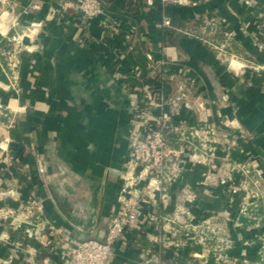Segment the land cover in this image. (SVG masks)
I'll return each mask as SVG.
<instances>
[{
  "label": "crops",
  "instance_id": "1",
  "mask_svg": "<svg viewBox=\"0 0 264 264\" xmlns=\"http://www.w3.org/2000/svg\"><path fill=\"white\" fill-rule=\"evenodd\" d=\"M67 1L16 0L0 21V210L20 213L0 222V264H66L68 239L103 238L141 95L159 88L176 100L184 85L179 106L155 110L169 115L184 167L167 197H137L143 221L111 264H172L180 252L186 264H264V69L251 67L264 66V0H104L106 13L86 23L61 9ZM191 143L210 160L189 156ZM252 200L261 213L244 222L241 205ZM26 207L34 212L22 220Z\"/></svg>",
  "mask_w": 264,
  "mask_h": 264
},
{
  "label": "built area",
  "instance_id": "2",
  "mask_svg": "<svg viewBox=\"0 0 264 264\" xmlns=\"http://www.w3.org/2000/svg\"><path fill=\"white\" fill-rule=\"evenodd\" d=\"M163 1L186 2V0ZM15 2L16 0H0V21L10 14ZM61 9L65 11L73 9L79 13L82 23L106 13L103 0H70L63 3ZM111 21L112 19L110 21L105 20L103 26L109 25ZM163 24L171 26V19L165 17ZM2 26L3 24L0 22V29ZM229 34L231 33L229 32ZM148 58L152 59V56L148 54ZM251 67L257 71L264 69V66L258 65ZM145 96L146 104L151 106L162 105V103H158V95H155L154 92H147ZM136 108V115L141 116L139 121L141 125L139 129L136 127L135 137L132 139L134 143L124 175V183L118 196V209L111 216L103 238L87 236L81 239H68V252L64 254L66 264H111L117 242L124 237L129 229L140 228L143 221L137 197L143 192L150 194L153 191H160L163 197H167L169 183L174 181L179 174V171L177 172L178 166H180L178 153L168 148L167 131L169 125L166 122L168 115L166 113L157 115L151 109L152 111L147 116L140 106ZM239 168L244 175L249 172V169L243 165ZM231 178L226 180L232 181ZM142 181H145L144 191L139 186ZM255 183L257 186L261 184L260 181H255ZM230 191L235 192V188H231ZM36 205L37 210L42 209L40 203ZM252 206L256 207L258 203L253 200L245 202L241 205V211L247 214ZM26 210L28 217L33 215L32 207H26ZM39 216L38 214L37 217ZM262 242L264 243V240Z\"/></svg>",
  "mask_w": 264,
  "mask_h": 264
},
{
  "label": "rangeland",
  "instance_id": "3",
  "mask_svg": "<svg viewBox=\"0 0 264 264\" xmlns=\"http://www.w3.org/2000/svg\"><path fill=\"white\" fill-rule=\"evenodd\" d=\"M253 69V68H252ZM255 72H257V74H258V72L259 71H257V70H255V69H253ZM261 71V70H260ZM188 87V88H187ZM189 88H190V86H186V85H184V86H182V88H179V90H178V96H179V98H176V100L174 99H172V100H170V101H168V99L165 97V94H164V92L161 90V89H156V90H153V91H148V92H154L155 93V95H158V103H162V105L161 106H151L150 104H146L145 103V105L143 106V107H141L142 109H144V111H145V113H146V115L148 116L149 114H150V112L152 111V110H163L166 106H167V104L169 103V102H172V104H174V103H176V101H177V106H179V102H180V100L184 97V95H186V93H184L185 91H189ZM149 90H152V89H149ZM177 96V97H178ZM198 105H199V107H202V105H203V101H201L200 103H198ZM137 109V108H136ZM152 109V110H151ZM136 111V110H135ZM156 111H155V113H156ZM137 114V112H135V116H134V120H133V125L134 126H131V129H130V134H131V136L130 137H132L131 138V141L129 140V147H128V149H129V156H130V158H131V152H132V145H133V138L135 137V132H136V130L137 129H139V127H140V125H141V122H139L140 121V119H141V116H139L138 117V115H136ZM158 115V114H157ZM170 117H169V115H168V117H167V124L168 125H170ZM207 123V125H204V128H206L205 130H206V132L207 133H209V134H214V135H212L213 137H215L216 136V124L215 123H213V122H208L207 120H204V123ZM209 124V125H208ZM136 125H138V126H136ZM136 127H137V129H136ZM213 128V129H212ZM167 136H168V138H169V146H168V148L169 149H171V150H174V151H176L178 154H177V156H178V158H182L183 157V150H181V149H175L174 147H172L171 146V144H170V135H169V132L167 131ZM188 139H185L183 142H188L187 141ZM189 143V142H188ZM185 144V143H184ZM183 144V146H186V145H184ZM191 144H193V143H191ZM182 146V147H183ZM185 148V150H189L190 148H192V150L194 151V153L192 154V155H189V156H191V157H193V159L194 160H196V161H201L202 159H205V161H208V160H210V157H212V153L211 152H209V151H200V148L198 147V145L197 144H193V145H190V146H186V147H184ZM191 150V149H190ZM188 155V154H187ZM130 160V159H129ZM182 162H180V166H178V169H177V172L178 171H182V169H183V167H184V164H181ZM208 173H210V172H208ZM13 210L12 209H7V207L6 208H4V209H2V210H0V222H2V221H5V223H9V224H11L12 222H19V214L20 213H15L14 211L12 212ZM24 214H23V217L24 218H22V220L24 219H26V220H28L29 219V217L27 216L28 215V213H27V211H24L23 212ZM25 215V216H24ZM204 230V229H203ZM206 233H208V236H210V237H213L214 235L213 234H215L214 232H212L213 231V229H212V227H208V228H205V230H204ZM213 233V234H212Z\"/></svg>",
  "mask_w": 264,
  "mask_h": 264
},
{
  "label": "trees",
  "instance_id": "4",
  "mask_svg": "<svg viewBox=\"0 0 264 264\" xmlns=\"http://www.w3.org/2000/svg\"><path fill=\"white\" fill-rule=\"evenodd\" d=\"M104 1V0H103ZM104 6L105 8H107V3L104 1ZM129 9L132 8V5H129L128 7ZM168 37V34L163 35V39L166 42V39ZM146 96L145 95H141L140 97V103L139 106L143 107L145 105L146 102ZM250 211L252 212V216H259L261 213V207H257V208H251ZM241 220H243L244 222L248 221L249 217L245 215V213H241L240 217ZM250 220H252V218L250 217ZM253 221V220H252ZM13 236L15 237V239L19 240L22 243L25 244H35L36 243V239L32 236H29L28 234L24 233L22 230H15L12 232ZM53 242L47 244V245H41L40 244V256L39 259H43V257L48 254L50 252V250L53 249ZM188 261H191V256L187 255L186 253L180 252L177 255L174 256V261L172 262V264H186Z\"/></svg>",
  "mask_w": 264,
  "mask_h": 264
}]
</instances>
